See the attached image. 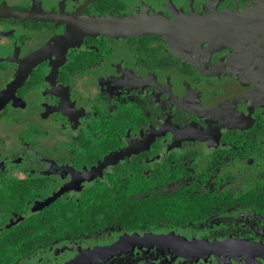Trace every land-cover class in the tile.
Wrapping results in <instances>:
<instances>
[{
  "label": "flooded vegetation",
  "instance_id": "af4514ba",
  "mask_svg": "<svg viewBox=\"0 0 264 264\" xmlns=\"http://www.w3.org/2000/svg\"><path fill=\"white\" fill-rule=\"evenodd\" d=\"M0 244L264 264V0H0Z\"/></svg>",
  "mask_w": 264,
  "mask_h": 264
},
{
  "label": "water",
  "instance_id": "95a60500",
  "mask_svg": "<svg viewBox=\"0 0 264 264\" xmlns=\"http://www.w3.org/2000/svg\"><path fill=\"white\" fill-rule=\"evenodd\" d=\"M17 14L20 15V14H25V13H17ZM117 24H118L117 22H115L113 20H109V19L89 18V19H87V21L85 23L84 29H86L87 31H90V32H99V30H101V31H113L117 28L116 27ZM128 26H129V24H125L123 26L124 27L123 29L128 30V28H129Z\"/></svg>",
  "mask_w": 264,
  "mask_h": 264
},
{
  "label": "trees",
  "instance_id": "16d2710c",
  "mask_svg": "<svg viewBox=\"0 0 264 264\" xmlns=\"http://www.w3.org/2000/svg\"><path fill=\"white\" fill-rule=\"evenodd\" d=\"M25 231H26V233H27V229H25ZM25 231H24V240H25V242H26V233H25ZM3 247L1 246V244H0V250L2 249ZM2 262H0V264H1Z\"/></svg>",
  "mask_w": 264,
  "mask_h": 264
}]
</instances>
